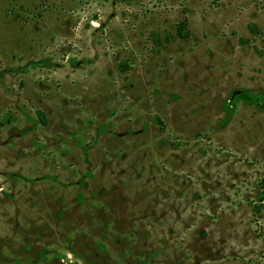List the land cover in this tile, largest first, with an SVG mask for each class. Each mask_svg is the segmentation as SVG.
I'll use <instances>...</instances> for the list:
<instances>
[{
    "label": "rangeland",
    "instance_id": "1",
    "mask_svg": "<svg viewBox=\"0 0 264 264\" xmlns=\"http://www.w3.org/2000/svg\"><path fill=\"white\" fill-rule=\"evenodd\" d=\"M261 37L264 0H0V264H264Z\"/></svg>",
    "mask_w": 264,
    "mask_h": 264
},
{
    "label": "trees",
    "instance_id": "2",
    "mask_svg": "<svg viewBox=\"0 0 264 264\" xmlns=\"http://www.w3.org/2000/svg\"><path fill=\"white\" fill-rule=\"evenodd\" d=\"M248 30L253 35L261 36V31L255 24H249L248 25ZM176 32H177V36L180 39H186L187 38V34H186V32H184V30L179 28V29L176 30ZM169 38L170 37L166 36L165 37V41L167 42L169 40ZM240 41H241L242 44L247 42V40H240ZM253 50L257 54V56L262 59L263 65H264V38L263 37L260 38V47H253ZM118 67H119V70L122 71V72L127 70V65L125 63H120ZM236 98L240 99V100H245V101H249L250 100V97L244 95L243 93L237 94ZM36 114H37V118H38L39 122L42 125H45L46 123H45L44 114L41 111H37Z\"/></svg>",
    "mask_w": 264,
    "mask_h": 264
}]
</instances>
